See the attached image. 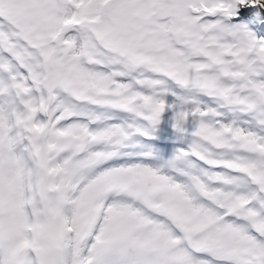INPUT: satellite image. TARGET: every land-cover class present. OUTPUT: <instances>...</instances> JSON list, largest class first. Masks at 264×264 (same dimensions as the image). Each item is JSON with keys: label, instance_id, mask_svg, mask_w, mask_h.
Here are the masks:
<instances>
[{"label": "snow or ice", "instance_id": "obj_1", "mask_svg": "<svg viewBox=\"0 0 264 264\" xmlns=\"http://www.w3.org/2000/svg\"><path fill=\"white\" fill-rule=\"evenodd\" d=\"M0 264H264V0H0Z\"/></svg>", "mask_w": 264, "mask_h": 264}]
</instances>
